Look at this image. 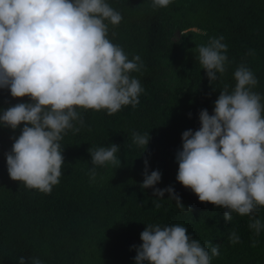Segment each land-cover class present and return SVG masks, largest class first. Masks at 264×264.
<instances>
[{
  "label": "trees",
  "instance_id": "16d2710c",
  "mask_svg": "<svg viewBox=\"0 0 264 264\" xmlns=\"http://www.w3.org/2000/svg\"><path fill=\"white\" fill-rule=\"evenodd\" d=\"M106 3L122 15L118 26L109 24L107 38L129 60L139 55L143 63L140 72L130 74L144 89L140 102L111 116L106 110L78 109L84 124L74 121L80 131L68 130L60 141L63 174L50 194L9 178L5 153L23 125L15 131L0 127V264H18L20 257L26 264L33 258L42 264H135L140 234L150 224H180L202 246L218 245L220 254L211 264H264V229L256 235L248 227L249 218L235 213L226 222L224 209L199 202L176 181L182 133L199 129L200 111L211 115L225 86L232 92L240 64L254 73L258 84L253 91L264 104V0H172L157 9L151 7L152 0ZM219 36L227 45V70L209 83L197 48ZM29 102L28 97L13 99L7 89H0V113ZM134 132H149L143 153L133 143ZM111 144L120 146L121 166L92 165L88 149ZM145 160L149 174L161 173L155 188L173 187L184 210L168 193L156 201L154 189L140 187ZM255 218L264 224V207ZM232 231L240 237L237 244L229 241Z\"/></svg>",
  "mask_w": 264,
  "mask_h": 264
},
{
  "label": "clouds",
  "instance_id": "9594fccd",
  "mask_svg": "<svg viewBox=\"0 0 264 264\" xmlns=\"http://www.w3.org/2000/svg\"><path fill=\"white\" fill-rule=\"evenodd\" d=\"M171 2L152 0L151 7L166 8ZM121 20L122 15L106 0H0V89H7L13 99H30L0 113V127L15 131L23 125L5 153L12 181L50 194L63 174L60 141L68 130L80 131L74 121L84 124L78 109L106 110L111 116L122 107L139 104L144 89L130 74L141 71V58L136 55L129 60L107 38L109 24L118 26ZM223 39L212 37L197 48L209 83L227 70ZM234 80L231 93L227 86L220 91L211 115L206 109L200 111L199 129L182 133L176 181L199 202L224 209L226 222L233 213L248 217L249 229L259 235L264 224L255 213L264 207V104L253 91L257 78L243 63L236 68ZM149 140V132L133 133V143L142 153ZM119 150L116 144L89 148L91 164L119 168ZM144 165L140 187L154 189L156 201L168 193L169 200L184 210L173 187L155 188L161 173L149 174L147 160ZM90 173L94 179L95 167ZM155 207L159 209L160 203ZM140 240L135 264H211V258L220 254L218 245L202 246L180 224H150ZM229 241L237 244L240 237L232 231ZM18 264H26L25 258L20 257ZM32 264L42 261L33 258Z\"/></svg>",
  "mask_w": 264,
  "mask_h": 264
},
{
  "label": "rangeland",
  "instance_id": "374dc122",
  "mask_svg": "<svg viewBox=\"0 0 264 264\" xmlns=\"http://www.w3.org/2000/svg\"><path fill=\"white\" fill-rule=\"evenodd\" d=\"M177 37H178V33H176V32H175V33H173L172 39H173V40H176V39H177Z\"/></svg>",
  "mask_w": 264,
  "mask_h": 264
}]
</instances>
